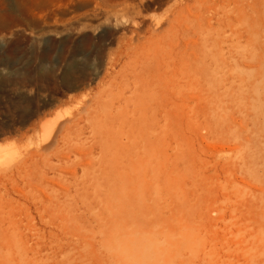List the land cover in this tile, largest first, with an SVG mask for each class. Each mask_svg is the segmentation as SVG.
Masks as SVG:
<instances>
[{
  "label": "rangeland",
  "instance_id": "obj_1",
  "mask_svg": "<svg viewBox=\"0 0 264 264\" xmlns=\"http://www.w3.org/2000/svg\"><path fill=\"white\" fill-rule=\"evenodd\" d=\"M0 264H264V0H0Z\"/></svg>",
  "mask_w": 264,
  "mask_h": 264
}]
</instances>
